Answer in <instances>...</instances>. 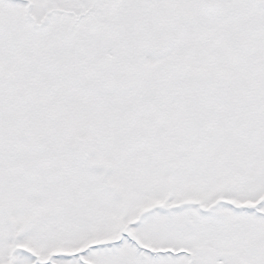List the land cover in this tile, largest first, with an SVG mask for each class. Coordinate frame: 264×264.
Here are the masks:
<instances>
[{"label": "snow or ice", "instance_id": "snow-or-ice-1", "mask_svg": "<svg viewBox=\"0 0 264 264\" xmlns=\"http://www.w3.org/2000/svg\"><path fill=\"white\" fill-rule=\"evenodd\" d=\"M0 264H264V0H0Z\"/></svg>", "mask_w": 264, "mask_h": 264}]
</instances>
